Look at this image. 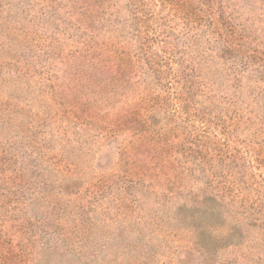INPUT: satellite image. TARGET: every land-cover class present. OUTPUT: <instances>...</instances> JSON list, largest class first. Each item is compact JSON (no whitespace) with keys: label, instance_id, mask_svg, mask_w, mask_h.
Instances as JSON below:
<instances>
[{"label":"rangeland","instance_id":"374dc122","mask_svg":"<svg viewBox=\"0 0 264 264\" xmlns=\"http://www.w3.org/2000/svg\"><path fill=\"white\" fill-rule=\"evenodd\" d=\"M156 5L0 0V264H264V12Z\"/></svg>","mask_w":264,"mask_h":264},{"label":"trees","instance_id":"16d2710c","mask_svg":"<svg viewBox=\"0 0 264 264\" xmlns=\"http://www.w3.org/2000/svg\"><path fill=\"white\" fill-rule=\"evenodd\" d=\"M235 2L236 5H234ZM156 3L157 8H160L163 12H175L179 19H187L192 15L191 12H213L215 7L216 12H264V0H155ZM132 4L133 8L130 12H142L146 9L141 6V0H132ZM228 5L233 9L228 10ZM134 18L136 21L135 15ZM213 29L216 30L217 28ZM146 33V28L133 29L132 39L135 52L130 56H136L139 60L138 63H142L140 67H143V69H148L152 74L163 77L166 72H162L160 69L167 66H161L157 61L171 60L170 45L173 40L170 37L172 33L154 28L151 29L152 38L146 36ZM175 35L173 33V36ZM241 38H243V35L236 34L232 29L220 30V46L223 47L221 52L225 53V51L231 50L234 60L239 61L246 67L245 69L253 64L257 71L264 69V55L255 50H251L250 54H246ZM154 44L158 46L157 50L152 48Z\"/></svg>","mask_w":264,"mask_h":264}]
</instances>
